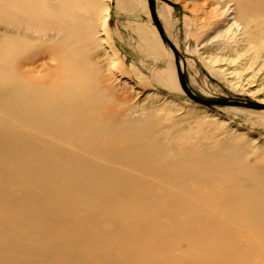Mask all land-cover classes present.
<instances>
[{
	"label": "bare ground",
	"instance_id": "obj_1",
	"mask_svg": "<svg viewBox=\"0 0 264 264\" xmlns=\"http://www.w3.org/2000/svg\"><path fill=\"white\" fill-rule=\"evenodd\" d=\"M215 8L207 43L264 49V0ZM81 15L76 0H0L3 19H20L0 38V264H264V167L243 161L238 138L179 144L150 107L133 116L66 55ZM174 71L166 85L181 91Z\"/></svg>",
	"mask_w": 264,
	"mask_h": 264
},
{
	"label": "rangeland",
	"instance_id": "obj_2",
	"mask_svg": "<svg viewBox=\"0 0 264 264\" xmlns=\"http://www.w3.org/2000/svg\"><path fill=\"white\" fill-rule=\"evenodd\" d=\"M76 1L82 6V15L76 21L80 22L78 27L72 26L68 30L72 35L67 31L68 37L72 38L65 42L66 55L76 56L88 64L87 69L96 76L108 78L117 88V95H124L134 108L133 116L146 118L145 110L150 107L156 126L171 131L174 142L179 144L238 138V143L246 149L243 161L264 167V108L238 104L204 105L190 98L182 87L180 91L166 85V72L170 69L175 70L181 86L177 62L171 47L160 36L148 0H134L136 4L132 7L121 5L120 0ZM220 1L224 0H155L158 17L161 7L172 10L170 21L159 19L167 36L179 49L180 65L183 64L184 75L195 94L210 100L235 99L246 104L264 105V49L255 51L248 48L247 43L238 44L240 35L226 43L220 38L218 43L206 42L216 36L222 26L218 23L221 17L213 18L211 12ZM85 9H89L87 13ZM1 18L0 38L6 27L20 23V19ZM228 21L229 25L233 22ZM141 27L150 33L162 55L151 53L139 35ZM209 57L214 61L210 62Z\"/></svg>",
	"mask_w": 264,
	"mask_h": 264
},
{
	"label": "water",
	"instance_id": "obj_3",
	"mask_svg": "<svg viewBox=\"0 0 264 264\" xmlns=\"http://www.w3.org/2000/svg\"><path fill=\"white\" fill-rule=\"evenodd\" d=\"M148 2H149L150 12H151L153 21L160 33V36L162 37L163 41L166 42L172 48L175 54L179 78H180L182 88L190 98L204 105H218V104H235L236 105L238 104V105H250L255 108H264V105H260V104H246L245 102L235 100V99L210 100V99H205L195 94V92L189 87L187 79L185 75L183 74V72L181 71V65H180L181 54L179 52V49L177 48L175 43L167 36L163 28V25L158 17L155 0H148Z\"/></svg>",
	"mask_w": 264,
	"mask_h": 264
}]
</instances>
